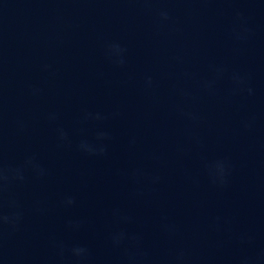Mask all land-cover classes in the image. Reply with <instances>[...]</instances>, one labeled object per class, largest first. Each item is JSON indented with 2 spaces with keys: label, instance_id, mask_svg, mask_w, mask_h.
<instances>
[{
  "label": "water",
  "instance_id": "1",
  "mask_svg": "<svg viewBox=\"0 0 264 264\" xmlns=\"http://www.w3.org/2000/svg\"><path fill=\"white\" fill-rule=\"evenodd\" d=\"M0 264H264V0H0Z\"/></svg>",
  "mask_w": 264,
  "mask_h": 264
},
{
  "label": "clouds",
  "instance_id": "2",
  "mask_svg": "<svg viewBox=\"0 0 264 264\" xmlns=\"http://www.w3.org/2000/svg\"><path fill=\"white\" fill-rule=\"evenodd\" d=\"M74 201H72L71 199H69L68 201H67V203H69V204H71V203H73ZM4 220H5V222H7L8 221V217H4L3 218Z\"/></svg>",
  "mask_w": 264,
  "mask_h": 264
}]
</instances>
